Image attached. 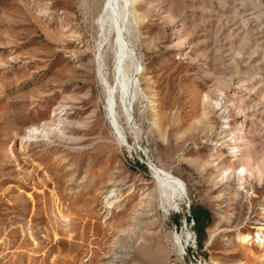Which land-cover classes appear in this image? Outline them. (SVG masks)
Listing matches in <instances>:
<instances>
[{
  "label": "rangeland",
  "instance_id": "obj_1",
  "mask_svg": "<svg viewBox=\"0 0 264 264\" xmlns=\"http://www.w3.org/2000/svg\"><path fill=\"white\" fill-rule=\"evenodd\" d=\"M104 3L0 0V264H264V0H135L118 130Z\"/></svg>",
  "mask_w": 264,
  "mask_h": 264
},
{
  "label": "bare ground",
  "instance_id": "obj_2",
  "mask_svg": "<svg viewBox=\"0 0 264 264\" xmlns=\"http://www.w3.org/2000/svg\"><path fill=\"white\" fill-rule=\"evenodd\" d=\"M134 6L135 0H105L102 13H100L101 15L98 19L99 42L96 45L97 50H95L97 51V55L94 58V61H96L98 73L97 78L99 79L98 81L100 82V85L105 94V102L109 114V119L117 130V108H120L122 113L125 115L123 116L126 117L127 124H132L131 109L133 107L136 91L138 89V79L141 72H139L140 60L131 37V26L133 22H136V16L138 15ZM108 54L112 55V64L109 74L110 79L108 78V69L105 63V58ZM240 93L241 92L239 91L238 87H232V89L229 91L228 101L231 106L236 105ZM215 107H217L218 112L222 109V105L219 106V103H216ZM36 130L38 129H32L28 134V137L37 136ZM242 131V126L238 124L235 131L231 132L237 138L232 147V149H235V154L243 151V149L241 148V145L243 144ZM225 137V133H223L220 138L222 140ZM226 142L228 141L220 142L218 143V146L222 147L223 143ZM160 182L171 192H177L179 193V195L183 194L184 184L180 179L172 178L170 174L168 175L166 173H163L160 175ZM112 194L111 192L107 193V195L105 196L106 202L113 198ZM185 194L186 193L183 194L181 199L179 198L180 201L185 197ZM165 197L167 199V195ZM180 201L179 204L181 203ZM167 205H169V203ZM257 230L264 231V227L259 226ZM258 236L261 237L260 234H258ZM248 239V236L243 237V240ZM186 240L188 241V239ZM176 241L179 242L178 237H176Z\"/></svg>",
  "mask_w": 264,
  "mask_h": 264
},
{
  "label": "built area",
  "instance_id": "obj_3",
  "mask_svg": "<svg viewBox=\"0 0 264 264\" xmlns=\"http://www.w3.org/2000/svg\"><path fill=\"white\" fill-rule=\"evenodd\" d=\"M194 241H195V236H194V234H193V243H194Z\"/></svg>",
  "mask_w": 264,
  "mask_h": 264
},
{
  "label": "trees",
  "instance_id": "obj_4",
  "mask_svg": "<svg viewBox=\"0 0 264 264\" xmlns=\"http://www.w3.org/2000/svg\"><path fill=\"white\" fill-rule=\"evenodd\" d=\"M198 246H199V247L201 246V243H200V241L198 242Z\"/></svg>",
  "mask_w": 264,
  "mask_h": 264
}]
</instances>
